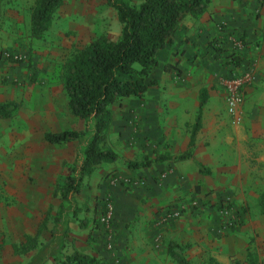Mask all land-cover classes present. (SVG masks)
<instances>
[{
    "label": "crops",
    "instance_id": "crops-1",
    "mask_svg": "<svg viewBox=\"0 0 264 264\" xmlns=\"http://www.w3.org/2000/svg\"><path fill=\"white\" fill-rule=\"evenodd\" d=\"M125 1L137 4L142 0ZM114 19L116 28L112 30V39L120 30L116 15ZM228 33L242 40L241 51L231 49ZM100 36L110 38L106 34ZM233 57L238 60L237 65ZM156 59V66L147 77L154 82L148 85L142 97L128 96L109 106L111 121L106 145L109 147L108 141L112 144L116 141L117 149L125 148L132 123L136 125L131 145L134 159L120 161L118 152L109 147L117 158L97 164L82 177L78 192L61 199L59 188L65 177L74 170L77 176L82 150L91 135V119L81 138L63 142L72 144L69 150L50 153L40 149V187H37L40 204L26 209L28 212L40 209V221L34 226V236L27 231L21 236V242L25 237L31 239L32 246L24 252L31 253L28 259L39 258L40 264H60L77 253L99 259L104 264H173L167 244L174 242L201 251L212 244L210 257L227 264L226 251L231 242L223 237H213V242L204 240L213 236L218 226L224 233L228 231L224 224L227 215L220 212L219 221L208 211L211 208L199 206L191 211L187 210V202L190 197H201L205 192L196 190L194 184H203L206 175L215 173L218 166L228 162L226 157L231 152L219 150V142L228 146L244 139L238 124L229 122L222 86L212 83V77L214 74L228 77L253 64L256 79L245 87L244 100L248 95L251 97L253 86L264 80V0H208L201 14L185 15L181 19L171 34L170 43L156 52ZM165 64H169L167 70H164ZM145 82L148 81L145 79ZM200 88L206 90L207 98L201 110L200 128L190 145V129L197 112ZM49 112L40 119L44 127L40 134L41 144H63H49L43 139L44 132L69 129L66 115L58 116V109ZM66 113L70 114L68 109ZM78 119V126L73 130L83 131L86 122ZM187 151L190 158H176ZM161 156L163 159L154 161ZM146 160L152 162L145 168L127 166L128 162ZM199 165L201 170H207L206 174ZM222 168L228 172L226 164ZM109 171L117 178L114 184L107 183ZM128 178L135 181L128 183L126 188L124 181ZM106 192L112 203L107 231L98 224L104 203L100 200ZM50 199L52 208L49 205L50 210H47ZM171 211L176 215L166 217ZM262 225L264 227L263 219ZM206 233L209 234L206 236ZM104 243H111L112 250L104 249ZM39 249L40 254L33 255Z\"/></svg>",
    "mask_w": 264,
    "mask_h": 264
},
{
    "label": "rangeland",
    "instance_id": "rangeland-1",
    "mask_svg": "<svg viewBox=\"0 0 264 264\" xmlns=\"http://www.w3.org/2000/svg\"><path fill=\"white\" fill-rule=\"evenodd\" d=\"M104 1L63 0L53 14L48 30L41 39H34L29 35L33 0H0V102L17 104L11 117L0 118V264H40L39 258L28 259L31 253L21 252L19 247L24 231L34 236V226L40 221V209L26 210L40 204V189H37L40 187V149L55 153L58 149L72 148L71 143L42 145L40 134L44 127L40 125V119L51 109H58V116L69 118L66 123L69 129L78 126L79 119L75 117L77 122L66 113L63 66L66 59L88 41L104 34L113 38L115 14ZM221 77L224 76L214 74L212 83H219ZM148 79L150 76L146 78L149 82ZM250 96L245 97L241 106L243 118L237 125L242 130L243 141H233L228 146L219 142V150L231 152L226 157L228 162L218 166L215 173L206 175L203 184H194L196 190L202 189L205 194L194 195L187 202V210L193 211L199 206L211 208L208 211L218 219L223 205L227 204L224 224L228 231L224 233L218 226L213 236L204 239L213 242V237H223L231 242L226 251L227 264H242L246 248L256 253L259 263L264 264V210L257 203L259 193L264 191V80L253 86ZM134 126L130 124L125 148L117 149L116 141L113 144L108 141L109 147L118 152L120 161L135 158L131 146L136 133ZM104 147L110 149L106 142ZM225 164L228 172L222 168ZM106 175H110L109 183L108 179L114 174L109 171ZM134 181V178L124 181L126 188ZM108 194L106 192L100 200L105 202L107 199L104 208L109 212L107 224L100 222L105 213L98 215V224L106 231L112 212ZM52 203L50 199L47 210L52 208ZM106 244H103L104 249ZM14 245L18 250L13 248ZM212 246L206 245L202 251L182 246V253L193 264H205ZM39 251L33 255L40 254Z\"/></svg>",
    "mask_w": 264,
    "mask_h": 264
},
{
    "label": "trees",
    "instance_id": "trees-1",
    "mask_svg": "<svg viewBox=\"0 0 264 264\" xmlns=\"http://www.w3.org/2000/svg\"><path fill=\"white\" fill-rule=\"evenodd\" d=\"M63 0H33L29 14V35L41 39L50 27L52 16L61 6ZM208 0H142L130 4L125 0H105L111 7L120 25L119 35L115 39L98 36L82 47L76 49L65 61L62 72V88L67 101L69 113L83 119L84 131L64 129L57 132H44L43 139L49 144L76 141L88 129L87 121L91 119V135L82 150V158L78 165L77 176L69 174L59 188L60 198L66 199L72 192H78L83 176H87L100 162H112L117 155L104 147L106 132L110 124L109 106L128 96L141 98L148 85L145 82L151 70L156 66V52L170 43L171 34L178 27L185 15L197 16L207 6ZM221 50V49H220ZM232 58L235 65L238 60ZM169 64L164 65V70ZM206 90H198V105L194 122L190 129L189 144L200 128L201 110L206 101ZM14 101L0 102V118H9L16 110ZM189 151L178 155L177 159L190 158ZM163 159L156 157L154 161ZM151 160L144 162H128L130 168H145ZM201 165L199 169L201 170ZM204 174L207 170H201ZM257 203L264 210V191L257 197ZM103 203L102 213H105ZM31 239L19 244L20 251L31 247ZM14 249L17 246L14 245ZM182 246L169 242L167 252L175 264H193L182 253ZM99 260L86 255L73 253L60 264H102ZM104 264V263H103ZM205 264H221L208 257ZM243 264H260L257 256L246 250Z\"/></svg>",
    "mask_w": 264,
    "mask_h": 264
},
{
    "label": "built area",
    "instance_id": "built-area-1",
    "mask_svg": "<svg viewBox=\"0 0 264 264\" xmlns=\"http://www.w3.org/2000/svg\"><path fill=\"white\" fill-rule=\"evenodd\" d=\"M222 27L219 29L221 30ZM227 39L230 42V47L233 51L239 52L243 48L242 40L233 34L228 33ZM256 79V72L253 64L248 65L245 69L240 70L238 73L231 74L228 77L219 78V84H221L224 92V104L225 111L229 117L231 124H239L242 120V104L244 100V89L246 86L252 84ZM116 177H110L109 183H115ZM227 204H224L221 213L227 215ZM175 212H167L166 217L175 216ZM109 218V212L105 210V214L100 217V222L107 224ZM105 249L112 250V244L107 243Z\"/></svg>",
    "mask_w": 264,
    "mask_h": 264
}]
</instances>
